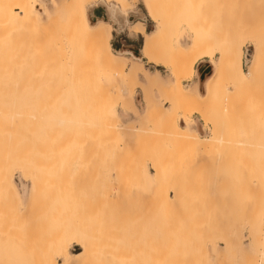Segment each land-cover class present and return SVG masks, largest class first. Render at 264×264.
<instances>
[{
    "label": "rangeland",
    "instance_id": "obj_1",
    "mask_svg": "<svg viewBox=\"0 0 264 264\" xmlns=\"http://www.w3.org/2000/svg\"><path fill=\"white\" fill-rule=\"evenodd\" d=\"M59 1L26 0L27 15L37 24H43L52 17L62 20L64 14L58 5ZM102 1L92 2L94 5L84 2L81 15L87 26H103L106 47L113 56L108 53L111 65L102 62L101 52L97 51L93 43L89 44L91 51L90 46L86 45L88 42L84 44L87 47H84L80 42L70 40L72 44L67 48L71 51L67 52L66 48L64 51L66 57L71 54L63 64L64 67L57 70L58 74L68 75L70 79L66 101L64 96L54 100L56 95L51 92L54 68L63 63L53 46L59 39L64 41V34L58 31L56 33L55 24L49 23L39 31L41 38L39 36L38 42H7L5 38H0V180L6 178L4 192L0 186V218H4L6 225L2 220L0 222L6 228L10 222L18 224L16 227L19 229L15 226L13 228L11 224L12 231L9 225L8 232L11 231L13 235L15 229L16 235L20 233V238L14 234L15 238L0 225V264H39L44 260L45 264H50L51 260H55L56 264H69L72 256L82 251V247L65 241L66 252L61 256L53 252L51 244L56 235L61 234L64 238L65 234L73 233L86 235L85 239L88 236L90 240L86 241L93 243L88 244V261L83 258L86 262H80L81 264H264V123L259 121L261 115H256L260 113L257 112L260 108L259 92L261 94L260 89L264 87V0H211L212 3L210 0H195L197 4L194 0H186L182 5L176 3L181 2L179 0H162L165 1L163 14L168 17H164L166 33L169 34L164 32L163 40L158 41H162L160 45L166 46V53L178 48L176 45L179 42L176 41L182 39L185 42L180 43H190L188 28L198 24L196 21L200 24L204 22L201 19L205 18L207 27L210 25L211 30H216L211 33L209 28L207 30V27L200 24L198 26L203 30L201 34L195 26L194 31H197V37L203 39V43L198 42V47L194 50H199L197 54L211 53L212 59L198 60L194 64L192 77L179 76L182 89L203 99L206 94L205 83L213 75L217 61L222 59L219 58L222 57L221 54L226 52L228 56H223V60L230 68L229 71L232 70L227 45L229 49L239 48V73L245 78L240 86L255 83L262 85L254 86L260 91L254 89L251 94L250 90L247 91L248 94L245 92L246 96L243 92L242 96L241 88L235 86L234 79L231 78L233 75L230 76L227 70L229 74H223L222 84L215 94L216 100H211L214 107L218 103L217 108L214 109L211 102L206 101L210 104H207V112L201 111L207 108L204 103L206 107L202 109L205 101L201 99V105L197 102L191 107V111L189 109L183 112L185 105L181 108L176 96L174 99L177 101L172 102L173 76L165 67L149 63L144 55V39L158 29V23L147 9L149 0ZM190 1L195 4L194 7L197 6L195 9L199 12L195 13ZM120 2L125 3L123 8ZM168 4L171 7L168 6L169 10L166 12ZM99 6L107 7L105 10L115 7L113 10L118 16L126 17L129 22L125 20L119 23L113 16L95 18L92 10ZM186 12H190L192 18L200 13V17L190 21L191 15H186ZM134 27L137 28V33L132 32ZM172 32L176 34L173 33V36ZM219 34L221 37L216 36ZM171 36L174 38L173 43ZM164 38H168L170 43H165L167 40ZM229 40L231 45L228 44ZM217 46L221 51L225 48L224 53ZM10 48L17 49L9 54ZM26 48L30 60L26 67H21L22 63L18 59H22L20 56ZM157 48L153 57L161 61L166 53L159 50L154 42L153 49ZM187 48L186 46L185 49ZM209 48L210 53L205 51ZM191 49H187L188 58L192 53L194 58L195 53ZM235 49L230 51L236 56L238 51ZM256 55L260 59H254ZM177 57L171 58L176 61ZM172 59L164 62L162 59L161 63H173L170 67H174L177 62H172ZM251 64L257 68H253V74L248 78ZM83 68L87 70L84 71ZM88 69L95 76L94 81V76L88 73ZM81 70L85 76L89 75L87 78L92 79H85ZM254 74L257 82L253 78ZM226 76H230L231 82ZM87 80L90 82H86ZM95 81L99 87L103 86V92L107 90L106 96L101 90V94L96 95L98 85L96 86ZM93 83L95 90L90 88ZM10 86H14L13 91ZM168 86L172 89V94ZM18 90L28 92L26 101L22 102ZM226 90L231 92L230 96H227ZM11 92H14V96ZM167 93L171 95L170 98H167ZM233 93L237 95L234 96ZM66 103L70 111L64 108ZM175 103L180 110H176ZM170 105L174 108H170ZM149 109H153L155 114L152 115L153 112ZM171 109L172 120L176 118L177 125L200 138L211 137L214 122L222 126L219 129L225 136L220 133L217 138L219 141H215L216 145L214 146L215 142L210 143V146L205 145V149L201 148L204 144L198 147L201 140L191 149L195 150L192 152L189 148L193 146L186 149L187 144L183 146L182 142L172 140L173 136L169 135L170 126L167 124L170 125L172 120L167 121V115L165 120L163 114H169ZM65 110L69 112L73 122L80 124L75 126V122L72 123L75 128L71 126V131H65L64 127L55 124L57 115ZM147 113L151 115L149 118ZM161 117L165 128L158 131L157 138L156 130L160 129L157 128L158 125L161 126L158 119ZM256 117L259 119L257 123ZM157 122L159 124L155 125ZM163 122L167 123L166 126ZM251 124L261 129V133L257 128L255 133V127L250 126ZM163 131L165 132L161 133ZM107 133L110 134L109 138ZM174 143L182 145L184 149ZM147 156L157 163L160 170L161 180L155 191V194H160L159 198L151 197L155 189L154 171L150 170L149 163L146 162ZM142 163L144 165L140 166ZM172 189L179 193L176 200ZM15 219L20 224L14 222ZM20 228L21 231H17ZM36 245L41 253H46L41 256L44 260L39 257L41 253L39 255Z\"/></svg>",
    "mask_w": 264,
    "mask_h": 264
},
{
    "label": "bare ground",
    "instance_id": "obj_2",
    "mask_svg": "<svg viewBox=\"0 0 264 264\" xmlns=\"http://www.w3.org/2000/svg\"><path fill=\"white\" fill-rule=\"evenodd\" d=\"M114 2L115 1H117V0H113ZM167 1V0H166ZM172 1V0H171ZM179 1H181V2H177L176 1V3H178L179 5L184 1V3H186L185 1L186 0H179ZM209 1V0H208ZM215 1V0H214ZM249 1V0H248ZM252 1V0H251ZM84 2L85 3H92V2H103L102 0H97V1H94V0H63L60 4H59V7H60V9L62 10V12H63V14H64V17H63V19L62 20H60V19H58V18H56V17H52V18H50L49 20H46L45 22H43V24L42 23H39V24H37L36 23V21L31 17V16H29V15H27V7H26V0H0V38L2 39H4L5 38V40L7 41V42H38L39 40H40V38H41V34H40V30L41 29H44L46 26H47V24H49V23H53V24H55L56 25V33H57V31L58 32H60L61 34H64L63 35V38H64V41H62L61 39H59L57 42H54L56 45H54L53 46V48H54V51H55V53H56V55H58L59 56V59H61V61L63 62L62 64H57V66H55V68H54V74H53V77H52V85H51V92L53 93V94H55L56 95V97H54V100L57 98V97H63L64 96V101H66L67 100V98H66V96H67V93L69 92V89H70V79H69V76L67 75V76H61L60 74H58L57 73V70H58V68L59 67H64V65L63 64H65V62H66V60H67V57L68 56H70V54L66 57V52L64 51V48H66L67 50H68V48H69V45L71 46V42H70V40H75L76 42H80L79 44H81V45H83L84 47H87V46H85L84 44L86 43V42H88V44H86V45H88V46H90L91 45V43H93L96 47H97V51L99 52H101L100 54L102 55V57H103V61L102 62H105V64L106 65H111V63H110V59H109V54H108V52L106 51V49H105V45H104V42H105V31H104V28H103V26H101V25H96V26H93V27H88L86 24H85V22H84V20H83V17H82V15H81V7H82V5L84 4ZM189 2V1H188ZM194 3H196V1L194 0L193 1ZM193 2L192 1H190V3H192L193 4ZM206 2V1H205ZM210 2H211V0H210ZM90 3V4H91ZM184 3H183V5H184ZM212 3V2H211ZM210 3V4H211ZM221 3H222V1H221ZM251 3V2H250ZM120 4V6L123 8L124 6H125V3H123V2H120L119 3ZM167 4V3H166ZM197 4V3H196ZM209 4V3H208ZM91 5H94V3H92ZM111 5V4H110ZM173 6H175L174 5V3L172 4ZM182 5V4H181ZM187 5V4H186ZM194 5L195 4H193V10L195 11V13H196V11H198V10H196L195 8L197 7H194ZM212 5V4H211ZM211 5H209V6H211ZM112 6V5H111ZM168 6H169V4L167 5V9H166V12H168V10H169V8H168ZM190 6V5H189ZM208 6V7H209ZM221 6V5H220ZM255 6V5H254ZM100 8H103V10H104V14H105V18H107V17H109V16H113V17H116L117 18V20H118V22L119 23H121L122 21L123 22H125V20H126V22H129L128 20H127V18L125 17V18H121V17H119L118 16V14H117V12L116 11H114L113 9L115 8H110L111 10H105V8H107V7H101V6H99ZM99 7H96V8H99ZM169 7H171V6H169ZM180 8H181V6H179ZM179 7H178V9H179ZM215 7V6H214ZM218 7V6H217ZM216 7V8H217ZM225 7V6H224ZM173 8V7H172ZM171 8V9H172ZM186 7H183V9H185ZM192 8V6L189 8V9H191ZM212 8V7H211ZM216 8H215V10H216ZM220 8V7H219ZM222 8V7H221ZM147 9H148V11L152 14V16L154 17V20L158 23V29L156 30V31H154L153 33H151L150 35H148L145 39H144V41H143V47H142V49H143V51H144V55L145 56H147V59H148V62L149 63H151V64H153L154 66H158V67H162V68H164L165 67V69L166 70H168L169 72H170V74L173 76V78L175 79L174 80V82H173V85L171 86V88L173 89V94H172V92H171V90H170V86H168L169 88V92H170V94H172V98H173V100H172V98L170 99V101L172 100V102H174V100H178L179 101V106L182 108L184 105H185V107H183L182 108V110H184L183 112H185L186 110L187 111H189V109H190V111H191V107H193V106H195L196 104L195 103H197V102H199L200 101V99L201 98H198V97H196L195 95H193V94H190V93H188V92H186V91H184L183 89H182V87H181V83H180V79H179V76H181V78H182V76H186L187 78H190V77H192L193 76V70H194V64L198 61V60H200V59H202V58H204V59H207V60H211L212 59V54L209 52V50L211 49V48H209L208 50H205V51H207V52H209L210 54H208L207 52V55H205V54H197L198 52H199V50H197L198 52H196L194 49L196 48V47H198L197 45H198V42H202L203 41V39H199L197 36H198V33L196 34L195 32H197L196 30L194 31V28H195V26H196V28H198V31L202 34V27H201V29L199 28V26L198 25H203V26H205V27H207V25L205 24V18H203V19H201L202 21H204V22H202V23H204V24H202L201 22H200V24H199V22L198 21H196L198 24H193V26L192 25H190L191 27H193V28H188V31H189V35L190 36H188L189 38H190V43H188L187 45H184V44H182V43H180V42H183L182 41V39L181 40H179V41H176V42H179L177 45H176V47H178V48H175V50H174V54H172V52L170 53H166L167 52V50H166V46H164V44H163V46L162 45H160V43L162 42V41H158V40H161L162 39V36H164L163 35V33L165 32H167V26H166V24H165V19L166 18H164V17H167V16H165L164 14H165V1L164 2H162V0H149L148 1V3H147ZM182 9V10H183ZM188 9V8H187ZM206 9V8H205ZM212 9H214V8H212ZM226 9V8H225ZM174 10H176V7H175V9ZM188 11V10H187ZM190 11V10H189ZM213 11V10H212ZM171 12H173L174 14H175V12L172 10ZM177 12V11H176ZM179 12H180V10H179ZM199 12V11H198ZM197 12V13H198ZM214 12V11H213ZM164 13V14H163ZM182 13H183V11H182ZM188 13H190V12H188ZM187 12H186V15L188 14ZM191 13H192V11H191ZM191 13H190V15H191ZM206 13V12H205ZM209 13V12H208ZM216 13H217V10H216ZM169 14V13H168ZM207 14V13H206ZM214 14V13H213ZM189 15V16H190ZM194 15V14H193ZM197 15V17L195 18V16ZM193 18H192V15H191V19H189L190 21L191 20H193V19H197L198 17H200L199 15H200V13L199 14H196ZM216 15V17L218 16L217 14H215ZM172 17H173V15H171ZM176 16V15H175ZM180 16V15H179ZM181 16H182V14H181ZM180 16V17H181ZM209 16H210V14H209ZM214 16V15H213ZM95 18H98V19H100L99 17H95ZM168 18V17H167ZM175 18H178V17H174V19ZM212 18V17H211ZM215 18V17H214ZM213 18V19H214ZM101 19H103V18H101ZM173 19V20H174ZM183 19V23H184V18H182ZM209 19V18H208ZM169 20H171V19H169ZM169 20H167V21H169ZM180 20V19H179ZM188 20V19H187ZM199 20V19H198ZM209 20H211V19H209ZM214 21V20H213ZM181 22H182V20H181ZM207 22H209V21H206V23ZM215 22V21H214ZM186 23H189V21L188 22H185V25H186ZM210 23V22H209ZM229 23V22H228ZM190 24H192L191 22H190ZM222 24V23H221ZM226 24V23H225ZM230 24V23H229ZM170 25V24H169ZM224 25V24H223ZM121 26V25H120ZM173 26H174V23H173ZM190 26H187V27H190ZM198 26V27H197ZM210 26V25H209ZM209 26L206 28L207 30H208V28H209ZM227 26V25H226ZM226 26H224V27H226ZM205 27L203 28L204 29V31H205V33L207 34L208 32H206L207 30H205ZM212 27V26H211ZM55 27H53L52 29H54ZM227 28V27H226ZM49 30H51L50 28H48ZM200 29V30H199ZM210 29V28H209ZM49 30H48V32H49ZM55 30V29H54ZM53 30V32H54V34H55V31ZM202 30V31H201ZM46 31V30H45ZM52 31V30H51ZM173 31H176V30H174L173 29ZM211 31H216V30H211L210 29V32ZM219 31V30H218ZM225 31V30H224ZM47 32V31H46ZM132 32H134V33H137L138 31H137V28H133L132 29ZM169 32V31H168ZM174 32H172V34H173ZM205 33H203V34H205ZM212 33V32H211ZM53 34V33H52ZM169 34V33H168ZM167 33H166V35H168ZM174 34H176V32L174 33ZM174 34H173V36H174ZM222 34V33H221ZM226 34H228L229 35V33L228 32H226ZM225 34V35H226ZM234 34H235V32H234ZM236 34H238V33H236ZM51 35V34H50ZM209 35H210V33H209ZM228 35H226V38H227V36ZM241 35V34H240ZM239 35V36H240ZM39 36H40V38H39ZM200 36V35H199ZM202 36V35H201ZM206 36H208V34L206 35ZM217 37L219 36V37H221L220 36V34L219 35H216ZM215 36V37H216ZM172 37V36H171ZM210 37V36H209ZM223 37V36H222ZM238 37V36H237ZM241 37H243V36H241ZM252 37V36H251ZM173 38V37H172ZM176 38H177V36H176ZM205 38V37H204ZM208 38V37H207ZM206 38V39H207ZM229 38V37H228ZM227 38V39H228ZM230 38H231V36H230ZM234 38H235V36H234ZM234 38L232 37V40L234 41ZM254 38V37H253ZM166 38H164V40H165ZM168 39V38H167ZM166 39V40H167ZM219 39V38H218ZM224 39H225V37H224ZM224 39H223V41H224ZM163 40V39H162ZM165 40V41H166ZM170 40H171V38H170ZM173 40H174V38L172 39V43H173ZM214 40H215V38H214ZM213 40V41H214ZM231 40V39H230ZM230 40H229V42H230ZM238 40H239V38H238ZM6 41H4V42H6ZM159 43H158V42ZM216 41H217V38H216ZM1 42H3V40H1ZM82 42H83V44H82ZM90 42V43H89ZM154 42H156L157 43V46H159V50H162L163 51V53H166V54H164L165 56L162 58L163 59V62H164V60H171L172 58L171 57H173L174 59H175V57H177V58H179L178 60H177V58H176V61L174 60V59H172V60H174V61H172V62H177V64H174L175 66L174 67H170V65H173V63H170V65L168 66L167 64H163V63H161V61H162V59H161V61H157V60H155L154 59V57H153V55L154 54H156V50L158 51V48L157 49H153L154 48ZM167 42H169L170 43V41L169 40H167L165 43H167ZM185 42V41H184ZM209 42H211L210 40H209ZM208 42V43H209ZM227 42H228V40H227ZM235 42V41H234ZM236 42H237V40H236ZM239 42H241V41H239ZM259 42V41H258ZM203 43V42H202ZM207 43V42H206ZM215 43V42H214ZM223 43V42H222ZM226 43V42H225ZM9 44V43H8ZM18 44V43H17ZM90 44V45H89ZM159 44V45H158ZM228 44H230L231 45V42L230 43H228ZM238 44V43H237ZM241 44V43H240ZM243 44V43H242ZM166 45V44H165ZM170 46H171V44H169ZM173 45V44H172ZM207 44H204V46H206ZM223 45V44H222ZM163 47V48H161V47ZM188 47L189 48V50L191 49L195 54H197L196 56H195V54H194V58L192 57V54L189 56V58H188V55H187V53L189 52L187 49H185V47ZM201 46V50H202V46H203V44L202 45H200ZM199 46V47H200ZM209 47H212V44H211V46H210V44L208 45ZM207 46V47H208ZM221 46V45H220ZM235 46V45H234ZM261 46V45H260ZM21 47H23V46H21ZM68 47V48H67ZM218 48H219V46H217ZM225 47V46H224ZM230 47V46H229ZM73 48V47H72ZM165 48V49H164ZM169 48H171V47H169ZM213 48H215V50H216V47H213ZM16 49L17 48H15V50H11V48L9 49L11 52H9V54L10 53H12L13 51H16ZM65 49V50H66ZM90 49H91V51H92V48H91V46H90ZM167 49H168V46H167ZM176 49H177V52H176ZM198 49H200V48H198ZM220 49V51H221V48H219ZM219 49H217L218 51H219ZM223 49V48H222ZM228 49V50H227ZM227 51H229V55H231L230 57H231V59H230V57H229V59L231 60V63H230V65L232 66V70L231 71H229V67H228V65H227V63H226V61L225 60H223V56H225V55H227V54H225L224 53V51H225V48L223 49L224 51H221V53L223 52L224 54H221V56L222 57H219V58H222V59H219V61H217V64H216V67H215V71H214V73H213V75L208 79V81H207V83H206V94H205V96L203 97V99H201V100H204L205 102H203V104L201 103V102H199L200 103V105L202 104V105H210V104H212L213 102H211V100L214 98L215 99V94H216V92H217V89H218V87L222 84V77H223V74L224 73H226V75L227 74H229V73H227V70H228V72H230V76H232L231 78H233L234 79V82H235V86H239L240 88V91H242L241 92V95H242V93L244 92V94L243 95H245V92L248 94V92L250 91V93L251 92H253L254 91V89H258V88H255L256 87V85L258 86V87H261L262 85H260V83H255L254 81H253V83H255V84H252L251 86L249 85L248 86V84H245L246 85V87H253V88H247L246 89V87L244 86V85H242V86H240L241 84V82H243L244 81V77L243 76H241L240 75V73H239V63H240V54H238L239 53V48L237 49V47H236V49H235V47H231V49H235V51H238V52H236L235 54H236V56L233 54V53H231V51L233 52V50H231V49H229L228 48V45H227ZM260 49H261V47H260ZM231 50V51H230ZM71 51V49L70 50H68L67 52H70ZM90 51V52H91ZM155 51V52H154ZM165 51V52H164ZM168 51H170V50H168ZM234 51V52H235ZM257 51V50H256ZM160 52V54L162 55L163 53H161V51H159ZM158 52V53H159ZM179 52V53H178ZM203 52V51H202ZM215 52V51H214ZM213 52V53H214ZM14 53V52H13ZM12 53V54H13ZM200 53H201V51H200ZM204 53V52H203ZM8 54V55H9ZM24 54V55H23ZM91 54V53H90ZM171 55V57H170V55ZM181 54V55H180ZM21 55V54H20ZM177 55V56H176ZM233 55V56H232ZM263 55V54H262ZM9 56H12V55H9ZM62 58H61V57ZM170 57L169 59H166L165 57ZM220 56V55H219ZM228 56V55H227ZM227 56H225V58L227 57ZM259 55H256V58L254 57V59H256L257 60V57H258ZM20 57H22V59H18V60H20L21 61V63H22V66L21 67H26L27 66V63H28V60H30V54H29V51H28V49L26 48V49H24L23 51H22V55L20 56ZM260 57V56H259ZM258 57V58H259ZM262 57V56H261ZM165 58V59H164ZM224 58V59H225ZM260 59V58H259ZM259 61V60H258ZM166 62H168V61H165V63ZM230 62V61H229ZM251 62V61H250ZM260 62V61H259ZM254 63H256L255 62V60H254ZM262 64V63H261ZM254 65H256V64H254ZM256 66H258V65H256ZM255 67V66H254ZM253 64H251L250 66H249V77L248 78H250L251 77V75L253 74ZM261 67H263L262 65H261ZM255 68H257V67H255ZM259 68H260V66H259ZM23 69V68H22ZM84 69V71H86L87 70V68H83ZM90 69V68H89ZM88 69V73H89V71L91 70H89ZM261 69V68H260ZM259 69V71L260 72H262V70H260ZM84 71L83 70H81V72L84 74V78L85 79H92V78H87V77H89V75H87V76H85L86 74L84 73ZM258 70H256V72H257ZM232 72V73H231ZM255 72V71H254ZM82 73L80 74V75H82ZM264 73V72H263ZM90 74V73H89ZM257 76L259 75V73L257 74V73H255ZM255 74H254V79H255V81L257 80V78H255ZM91 76L93 75V73H91L90 74ZM90 76V77H91ZM94 76V75H93ZM225 76V75H224ZM230 76H229V78L226 76V79H228L230 82H231V78H230ZM256 76V77H257ZM259 76H261V74L259 75ZM94 78H95V76L93 77V81H94ZM26 79H28V77L26 78ZM83 79V78H82ZM232 79V80H233ZM23 81L22 82H24L25 80L24 79H22ZM182 80V79H181ZM187 80V79H186ZM83 81H84V79H83ZM82 81V82H83ZM92 81V82H93ZM81 82V83H82ZM86 82H88V80L86 81ZM90 82V81H89ZM88 82V83H89ZM91 82V83H92ZM228 82V81H227ZM229 82V83H230ZM257 82V81H256ZM27 83H29L28 82V80H27ZM85 83V82H84ZM95 83H97L96 81H95ZM95 83H93V86L92 87H90V88H92L93 90H95V88L96 87H94L95 86ZM24 84H26V81H25V83ZM87 84V83H86ZM28 85V84H27ZM83 85H85V84H83ZM89 85V84H88ZM98 85V86H97ZM23 86V85H22ZM22 86H21V88H22ZM86 86V85H85ZM96 86H97V89L98 88H100L99 89V91L96 89L95 91H97V92H95L96 93V95H97V93H98V95H99V93H100V90H101V92H103L102 90H103V86L102 87H99V84L97 83L96 84ZM244 86V87H243ZM255 86V87H254ZM9 88H14V86H10ZM87 88H89V87H87ZM239 89H238V91H239ZM91 90V89H90ZM223 90V89H222ZM246 90V91H245ZM255 90V91H256ZM260 90H262V92H261V94H260V92H259V97H260V95H261V97H260V100H259V102H260V105H259V110H257V112L258 111H260V113L258 112L256 115H261V117H260V120L258 119V117H256L257 119V121H255V120H253V121H255L256 123L258 122V120L260 121V123L262 124V123H264V87H263V89H260ZM259 89L257 90V91H260ZM12 91H13V89H12ZM19 91V90H18ZM89 91V90H88ZM106 92H107V90H105ZM219 91H221V89L219 90ZM234 91V90H233ZM240 91H239V94H240ZM248 91V92H247ZM90 92V91H89ZM94 92V91H93ZM106 92H103L102 94L104 95V93H105V96H106ZM165 92H168V90L167 91H165ZM226 92H227V90H226ZM11 93H13V96H14V92H11ZM18 94H19V97L21 98V100H22V102H24V101H26L27 100V96H28V92L27 93H24V92H17ZM95 93H94V95H95ZM223 93V95L224 94H226L225 92H222ZM222 93H220L219 92V94H222ZM228 93V92H227ZM231 93V92H230ZM230 93H228L227 94V96L230 94ZM57 94H58V96H57ZM91 94H92V90H91ZM101 94V93H100ZM166 94V93H165ZM168 95H169V97L167 96V98H170V94L169 93H167ZM234 94V93H233ZM232 94V95H233ZM236 94V93H235ZM235 94H234V96H235ZM246 94V95H247ZM252 94V93H251ZM250 94V95H251ZM255 94H256V92H255ZM9 95H10V93H9ZM97 95V96H98ZM231 95V94H230ZM229 95V96H230ZM237 95V94H236ZM242 95V96H243ZM245 95V96H246ZM11 96V95H10ZM92 96H93V94H92ZM174 96H176V99H174L175 97ZM218 95H216V97H217ZM96 97V96H95ZM94 97V98H95ZM219 97V96H218ZM241 96H239V98H240ZM12 98V97H11ZM205 98V99H204ZM224 98V97H223ZM226 98V100L228 99L227 97H225ZM231 98H232V96H231ZM13 99V98H12ZM220 98H218V100H219ZM230 99V98H229ZM233 99V98H232ZM231 99V100H232ZM11 100V99H10ZM63 100V99H62ZM62 100H60V101H62ZM96 100V99H95ZM168 100V102H169V99H167ZM176 100V101H177ZM216 100V99H215ZM214 100V101H215ZM223 100V99H222ZM222 100H220L221 101V103L224 101H222ZM225 100V101H226ZM242 100V99H241ZM244 100V99H243ZM59 101V102H60ZM175 101V102H176ZM206 101H210L211 103L209 104V103H207ZM229 101V100H228ZM11 102V101H10ZM215 102H218V101H215ZM233 102V101H232ZM12 103V102H11ZM205 103V104H204ZM231 103V102H230ZM55 103H53V105H54ZM169 104H171L172 105V103H169ZM176 104V103H175ZM174 104V106H176V110H180L181 108H179L178 109V106H177V104L175 105ZM182 106H181V105ZM218 104V103H217ZM216 104V105H217ZM220 104V103H219ZM225 104H226V102H225ZM170 105V106H171ZM188 105L190 106V107H188ZM206 105L205 106H202V109L203 108H205L206 107ZM208 105H207V108L206 109H203V110H201L202 112H204L205 110H206V112H207V110L209 109V107H208ZM215 105V107L217 108V106ZM187 106V107H186ZM212 106L214 107V105L212 104ZM199 107V105H197V107L196 108H198ZM215 107H214V109H215ZM64 108H66L68 111H70V109H69V105H68V103H66V106L64 107ZM170 108H174L173 106H171ZM186 108H188V109H186ZM195 108V109H196ZM224 108V107H223ZM172 109H171V113L169 112V114H163V116H164V118H165V120L167 119L166 117L168 116V120L167 121H170V119L172 120V115H173V113H172ZM194 109V108H193ZM149 110H151V112H153V109H149ZM197 110H199V108L197 109ZM217 111V110H216ZM150 112V111H149ZM200 115L202 114L203 115V113L202 112H199V111H197ZM195 113V112H194ZM149 114L150 113H147V115H148V118L151 116H149ZM152 115L153 114H155V112H153V113H151ZM186 114V113H185ZM158 115V114H157ZM167 115V116H166ZM223 115V114H222ZM204 117V116H203ZM159 118V117H158ZM205 118V117H204ZM162 117L160 118V120L158 119V121H159V123L161 124V126L160 125H158L159 127H157V128H160V129H157L156 130V133H157V138H158V131L159 130H161V129H164L165 127H164V125H162ZM203 120V119H202ZM161 121V122H160ZM204 121V120H203ZM217 121V120H216ZM222 121L223 120H221V123H222ZM253 121H252V123H253ZM75 122V126L78 124V126L80 125L79 124V122L77 123L76 121H74ZM74 122L71 120V118L69 117V112H67L66 110L64 111V112H61V113H59L58 115H57V118H56V120H55V124H56V126H58V127H64V130L65 131H71L72 130V128H71V126H74L73 124H74ZM171 123H170V125L169 124H167L166 122H163V123H165V126H166V124L168 125V126H170L169 127V130H170V133L169 132H167V130H166V133L168 134L169 133V135L171 134V137H172V140L174 139V141L176 140V142L178 141V142H182V144H183V146L185 145V144H187V146L185 145V148L186 149H188V146H193V147H191V148H189V150L190 151H192L191 149H194V146L195 145H197L198 143H199V141H201L202 140V143H200L199 144V146L198 147H200L202 144H204V145H202L201 146V148L203 147H205L206 148V146H208L210 143H212L213 144V142H215V141H217L218 139V136H220L221 134H223V133H221L220 132V129H221V127L220 126H218L219 124L218 123H213L212 124V128H211V137H208V138H206V139H202V138H200L199 136H197L195 133H193V132H191V131H189V130H187V129H185V128H182V127H180L179 125H177V121H176V118H174V120H172V121H170ZM205 122V121H204ZM210 122V121H209ZM218 122V121H217ZM73 123V124H72ZM158 122L157 123H155V125L156 124H159ZM238 123V122H237ZM223 124V123H222ZM253 124H255V123H253ZM210 125V124H209ZM256 125V124H255ZM255 125H250V126H254L255 127V133L257 132V130H256V128L257 129H259L258 127H256V126H258V124L255 126ZM75 126H74V128H75ZM167 126V127H168ZM107 127V126H106ZM162 127H164V128H162ZM264 127V126H263ZM70 128V129H69ZM105 128V127H104ZM220 128V129H219ZM224 128V127H223ZM222 128V129H223ZM155 129V128H154ZM219 129V130H218ZM232 129V128H231ZM230 129V130H231ZM105 131H106V128L104 129ZM109 130H111V129H109ZM108 130V131H109ZM168 130V131H169ZM250 130V129H249ZM261 129H259V131H260ZM141 131V130H140ZM162 131V130H161ZM233 130H231V132H232ZM107 132V131H106ZM160 132V131H159ZM165 131H163V132H161V133H164ZM218 132H219V135H218ZM226 132H228V131H226ZM230 132V131H229ZM230 132V133H231ZM110 134L112 133L111 131L109 132ZM109 133H107L108 134V138H109ZM149 133V132H148ZM221 133V134H220ZM259 133H261V131L259 132ZM259 133H257V134H259ZM137 134H139V133H137ZM166 134V135H167ZM249 134V133H248ZM112 135V134H111ZM135 135H136V133H135ZM144 136L146 135V134H143ZM165 135V134H164ZM168 135V136H169ZM224 135V134H223ZM231 135V134H230ZM262 135H263V133H262ZM105 136H106V133H105ZM136 136H138V135H136ZM143 136V137H144ZM149 136H151V135H149ZM154 135L152 134V137H153ZM225 136V135H224ZM223 136V137H224ZM227 136V135H226ZM247 136V135H246ZM258 136V135H257ZM259 136H261L260 134H259ZM142 137V138H143ZM159 137H162V135L160 136L159 135ZM135 138H137V137H135ZM167 138V137H166ZM139 139V138H138ZM153 139V138H152ZM160 139V138H159ZM221 139V138H220ZM161 140V139H160ZM171 140V141H172ZM230 140V139H229ZM249 140V139H248ZM158 141V140H157ZM169 141H170V139H169ZM170 141V142H171ZM219 141V140H218ZM221 141V140H220ZM158 142H160V141H158ZM162 142V141H161ZM165 142V141H164ZM204 142V143H203ZM173 143V142H172ZM207 143V144H206ZM216 143L217 142H215L214 143V146L216 145ZM221 143V142H220ZM175 144V143H174ZM211 144V145H212ZM170 145H171V143H170ZM175 145H180V144H175ZM206 145V146H205ZM220 145V144H219ZM161 146V145H160ZM160 146H159V148H160ZM182 145H180V147H181ZM182 146V148L184 149V147ZM210 146V145H209ZM246 146V145H245ZM244 147V146H243ZM204 148V149H205ZM212 148H214V147H212ZM212 148H211V150H212ZM219 148L220 147H218V150H219ZM185 149V150H186ZM203 149V150H204ZM210 149V148H209ZM214 150H216V149H214ZM195 151V150H194ZM194 151H192V152H194ZM125 154H127V153H125ZM124 154V155H125ZM126 156V155H125ZM150 157V156H149ZM147 160L148 161H146V162H148L149 164H148V166H149V168H150V170L151 171H154V183H155V189L153 190V192H152V195H151V197H155V196H158L157 198H159L160 197V194H155V191H156V186L157 185H159L160 184V180H161V178H160V170L158 169L159 167H158V165H157V163H155V161L154 160H150V158H148V156H147ZM142 165H144V163H142L140 166H142ZM139 166V167H140ZM26 175V174H25ZM1 181V180H0ZM0 186H1V188H3V192L5 191V187H6V178L5 179H3L2 178V181H1V184H0ZM174 190V192H172L173 193V195H174V199L176 200L177 198H178V192H176L175 191V189H172V191ZM178 191V190H177ZM166 195V194H165ZM180 196V195H179ZM153 197V198H154ZM165 197V196H164ZM166 198V197H165ZM16 216V215H15ZM17 218V217H16ZM4 218H0V221L2 220L3 222H5V223H3L4 225H6V221H4L3 220ZM14 219V218H13ZM6 220V219H5ZM9 222V221H8ZM14 222H18L19 223V221L17 220V219H15L14 220ZM11 222L9 223V225H10V230L12 231V229L13 228H15L16 227V225H18V224H12V226H13V228L11 227ZM20 224V223H19ZM0 225H2V222H0ZM9 225H7L8 227L6 228L5 226L3 227V225H2V227L3 228H5V230L8 232V229H9ZM15 226V227H14ZM1 227V226H0ZM158 227V226H157ZM16 228H18L19 229V227H16ZM159 228V227H158ZM17 229V231H21V228H20V230H18ZM160 229V228H159ZM9 230V231H10ZM23 230V229H22ZM2 231H3V229H2ZM8 232V234H10V235H12L11 233L12 232ZM14 231H15V229H14ZM13 231V233L16 235V233ZM0 232H1V230H0ZM60 233V232H59ZM2 234H4V232L2 233ZM13 234V235H14ZM18 234H20V233H17V235H16V237L18 236ZM12 235V236H13ZM15 235L13 236V237H15ZM15 237V238H16ZM18 238H20L19 236H18ZM17 238V239H18ZM22 238V237H21ZM86 238V235H83V234H80V233H73V234H65L64 235V238L62 237V235L60 234V235H56V238H54V240H53V242H52V244H51V248H52V250H53V252H57L59 255H61V256H63L64 254H65V245H64V242L65 241H68V242H72V243H74L75 245H78V246H81L82 247V251H80L79 253H76V254H74L73 256H72V259H71V262L69 263V264H81L80 262H86V260L89 258V255H88V258H87V253H88V251H89V247H88V244L89 245H92L93 243L91 242V244H90V242H88V241H90L89 240V238H88V236H87V239H85ZM20 240V239H19ZM86 240H88V241H86ZM21 242H22V239L20 240ZM33 244H35L34 242H33ZM38 245V244H37ZM37 245H36V247H37ZM37 249H39V255H40V253H41V251H40V248L39 247H37ZM42 250H43V248H42ZM45 250H46V247H45ZM91 250V249H90ZM44 253V252H43ZM43 253H41V255L39 256V257H41L42 256V254ZM32 254H33V257H34V253L32 252ZM45 255H46V253H44ZM262 255V254H261ZM86 256V257H85ZM90 256H91V254H90ZM43 257V256H42ZM42 257H41V259H42ZM83 258L84 259H86V260H83ZM34 259H36V258H33V260ZM45 259V258H44ZM44 259H42V260H44ZM40 260V259H39ZM41 260V261H42ZM48 260V259H47ZM36 261V260H35ZM46 260H44V261H42L43 263L45 262ZM88 261V260H87ZM42 262H40L41 264H42ZM37 263H39V262H37ZM39 263V264H40ZM45 264V263H44ZM47 264V263H46ZM50 264H56V262H55V260H51V262H50ZM83 264V263H82Z\"/></svg>",
    "mask_w": 264,
    "mask_h": 264
},
{
    "label": "water",
    "instance_id": "obj_3",
    "mask_svg": "<svg viewBox=\"0 0 264 264\" xmlns=\"http://www.w3.org/2000/svg\"><path fill=\"white\" fill-rule=\"evenodd\" d=\"M92 14H93V16L94 17H101V18H105V14H104V10H103V8H95V9H93L92 10ZM92 20H93V18H92Z\"/></svg>",
    "mask_w": 264,
    "mask_h": 264
},
{
    "label": "crops",
    "instance_id": "obj_4",
    "mask_svg": "<svg viewBox=\"0 0 264 264\" xmlns=\"http://www.w3.org/2000/svg\"><path fill=\"white\" fill-rule=\"evenodd\" d=\"M61 1H62V0H60V1L58 2V5L61 3ZM31 12H32V11H31ZM32 13H33V12H32ZM33 15H34V14H33ZM34 16H35V15H34ZM88 27H89V26H88ZM104 31H105V30H104ZM104 45H105V49H106V51L109 53V51H108V49H107V47H106V41L104 42ZM109 54H110V53H109ZM110 55H111V54H110ZM111 56H112V55H111ZM112 57H113V56H112ZM213 71H214V70H213ZM213 71H212V73H213ZM212 73H211V74H212ZM210 76H211V75H210ZM210 76H209V77H210ZM207 80H208V79H207ZM207 80H206V81H207ZM205 84H206V83H205ZM183 89H184V88H183ZM184 90H185V89H184ZM185 91L188 92V93H190V94L195 95V96L198 97V98H201V97L197 96L196 94H194V93H192V92H189V91H187V90H185ZM204 94H205V92H204ZM202 97H203V96H202Z\"/></svg>",
    "mask_w": 264,
    "mask_h": 264
}]
</instances>
